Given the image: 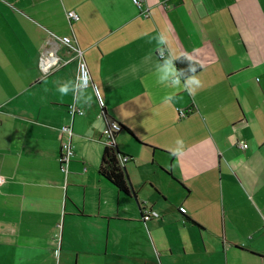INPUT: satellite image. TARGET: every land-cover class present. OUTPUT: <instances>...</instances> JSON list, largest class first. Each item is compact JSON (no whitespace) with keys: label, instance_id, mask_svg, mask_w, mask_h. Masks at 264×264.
<instances>
[{"label":"crops","instance_id":"1","mask_svg":"<svg viewBox=\"0 0 264 264\" xmlns=\"http://www.w3.org/2000/svg\"><path fill=\"white\" fill-rule=\"evenodd\" d=\"M161 32L200 65L170 104ZM65 36L91 104L57 90L77 75ZM109 119L136 198L98 173ZM0 176V264H264V0H0Z\"/></svg>","mask_w":264,"mask_h":264},{"label":"clouds","instance_id":"2","mask_svg":"<svg viewBox=\"0 0 264 264\" xmlns=\"http://www.w3.org/2000/svg\"><path fill=\"white\" fill-rule=\"evenodd\" d=\"M155 39L157 42L156 50L158 51L159 57H162V59H158L154 66L153 75L155 82L166 89L172 90L164 94L162 97L163 103L170 104L177 100L176 92L181 88L189 94L195 93L202 83L196 71L200 65L193 61L191 57L184 56L189 61L187 69H178L174 64V59L178 56L174 55L169 46L167 36L161 32ZM57 90L62 95L71 92L72 99L78 104H91L93 102V94L96 96L100 94V89L95 84H90L89 73L83 69L76 75L75 79H69L59 83ZM114 126L116 128L118 127L115 123ZM176 144L178 147L173 149L174 153L181 151L179 146L183 145V140L178 137Z\"/></svg>","mask_w":264,"mask_h":264},{"label":"built area","instance_id":"3","mask_svg":"<svg viewBox=\"0 0 264 264\" xmlns=\"http://www.w3.org/2000/svg\"><path fill=\"white\" fill-rule=\"evenodd\" d=\"M132 1L137 5L138 8H141L142 0H132ZM67 17L70 20H72V19H77L78 15L74 10H67ZM62 42L65 43L71 49L74 56L77 58V74H79L82 69L86 70L90 76V84H92L91 75H90L87 63L85 61V58L83 56L82 49L79 46L74 44L70 36L63 37ZM42 66L46 67L44 64H42ZM178 111H179L180 116H184L187 112V109L182 108V109H179ZM68 112L70 115H73L74 113H82V110L77 108L74 104H70L68 106ZM114 123L118 125L117 128L114 126ZM120 128H121V125L116 120H112V119L107 120L103 128V132H102V135L104 137V140L107 146H115V139H114L115 134L118 130H120ZM64 135H65V138H64ZM71 135H72V129L70 125L63 124L62 126H60L59 131H58V137L60 140L59 161H60V168L63 171L66 169L67 163L69 162V160L74 154L73 147L70 141ZM241 143H242L241 144L242 147L246 146V143H243V142ZM126 160H127V156L118 155V162L120 165ZM2 181H3V178L0 176V182ZM141 211H142L141 218L143 220L149 219L151 216L158 215V213L155 210L148 209V208H142Z\"/></svg>","mask_w":264,"mask_h":264},{"label":"trees","instance_id":"4","mask_svg":"<svg viewBox=\"0 0 264 264\" xmlns=\"http://www.w3.org/2000/svg\"><path fill=\"white\" fill-rule=\"evenodd\" d=\"M188 63L189 61L184 57H178L174 61V64L178 69H187ZM198 69L199 66L196 71ZM119 154L120 152H118L116 146H105L101 152L98 173L111 182L119 191L136 198V192L129 182L127 173L124 167L118 162ZM140 208L142 209L141 206Z\"/></svg>","mask_w":264,"mask_h":264}]
</instances>
